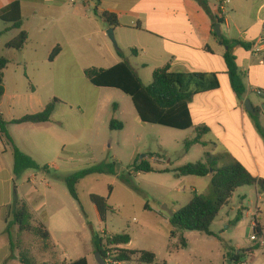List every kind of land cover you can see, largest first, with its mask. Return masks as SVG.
<instances>
[{
  "label": "crops",
  "instance_id": "crops-1",
  "mask_svg": "<svg viewBox=\"0 0 264 264\" xmlns=\"http://www.w3.org/2000/svg\"><path fill=\"white\" fill-rule=\"evenodd\" d=\"M207 1L211 14L205 12L197 0H95L88 9L81 3L69 0H0V10L20 2L23 17L21 29H12L11 24L0 20V31L4 33L0 35V57H6L10 61L4 72L5 95L0 104V119L12 122L42 112L58 97L57 90L60 84L72 83L71 73L77 72L85 76V70L88 69L85 66L87 60L95 59L100 63L97 65L100 69H108L125 59L146 86L152 83L154 71L168 64L175 73H214L218 74L220 88L195 96L189 105L194 125L192 129L196 130L198 127L210 129L202 140L208 145H198L212 155L228 153L251 174L264 178V162H259L254 150V146L257 145V151L260 149L264 161V143L263 141L261 143L260 135L251 124L245 109L246 101L256 109L259 105L255 102L263 104L264 98V28H259L256 33L252 31L255 25L252 12L260 1L233 0L228 8L227 19L221 26L225 38L242 40L250 45L248 49L241 45L234 48L236 63L244 75L246 85V93L242 99L230 88L226 75L224 55L227 49L216 36L214 37L215 26L212 16L218 15L221 0ZM262 7L263 5L259 12ZM103 12L113 13L118 18L119 25L114 29L120 49L113 48L110 44L106 34L111 27L100 18ZM229 12L237 17L233 26L235 34L240 35L238 38L232 34L233 19ZM261 22L258 19V24ZM21 31H25L29 36L25 47L21 51L7 49V43L15 39ZM57 46L61 47V52L51 62L48 57ZM119 53L125 58L122 59ZM143 77L146 78V83ZM258 92H262L263 95H258ZM255 96L260 97L262 101L260 98L257 100ZM194 102L198 103L197 120L192 109ZM63 105L66 104L62 101L56 107L49 124L10 125L7 132L15 145L38 162L40 161L35 158L37 156L52 159L61 156L58 119L63 112L61 111ZM260 122L264 127V114L260 116ZM27 133L34 134L28 142L24 138ZM41 133L48 135L45 138L38 137ZM236 144L242 145L253 164L254 171L231 151L230 146ZM223 145L228 151L221 150ZM25 148L29 151H25ZM12 156L11 146L4 136H0V185L2 189L4 185L6 186L5 200L0 203V225L4 227L0 231V236L3 237L0 264H5L10 256V241L5 232L7 225L10 226V230L12 226L15 227L13 222L10 224L13 219L10 215V206L15 196L19 198V193L24 190L17 186L14 192L11 188V182L17 179L14 176ZM151 166L157 171L167 169ZM207 179L211 181L210 177ZM193 184V191L200 194L197 183ZM34 193L24 194L28 208L34 213L33 222L35 225H45L43 221L46 218L48 226H45L49 230L50 239L56 240L50 226L46 198L43 197V200L31 208L33 202L31 197ZM3 208L7 209L5 214L1 212ZM254 218L255 223L260 224L258 212ZM125 248L128 249V246ZM45 259L47 261L43 263L54 264L52 258ZM64 263L68 264L62 262Z\"/></svg>",
  "mask_w": 264,
  "mask_h": 264
},
{
  "label": "rangeland",
  "instance_id": "rangeland-1",
  "mask_svg": "<svg viewBox=\"0 0 264 264\" xmlns=\"http://www.w3.org/2000/svg\"><path fill=\"white\" fill-rule=\"evenodd\" d=\"M259 1L252 12V19L255 21L252 31L255 33L259 28H264V0ZM229 13L233 19L232 34L238 38L240 35L235 34L233 26L237 17L234 13ZM258 19L262 21L261 24H258ZM115 39L117 49H120L116 35ZM110 44L116 48L111 41ZM99 64L92 59L87 60L85 66L88 69L99 68ZM71 76L72 83H62L57 90V98L66 104L61 107L63 112L58 119L61 156L54 159L47 157L50 160L35 157L40 162L35 161L42 167L47 166L48 170H27L11 182L14 192L17 186L24 189L19 193L20 199L24 200L25 193L30 195L35 192L31 197V208L43 200V197L46 198L50 226L56 240L50 239L46 242L33 233L20 235L18 228L12 226L11 235L14 242L20 240V248L12 250L10 247V256L5 264H22L19 256L21 251L26 250L39 264L47 261L45 258H52L54 264H62L84 257L89 264H98L92 233L101 234L104 231L108 235H129L132 241L128 249L154 253V264H229L227 261L232 250H252L256 245L261 248L254 256L247 255L246 259L249 264H264V234L260 236L253 229L256 224L254 216L258 212L260 227L264 231V194H259L257 188L251 186L237 189L229 205L221 211L211 227L214 235L186 231L183 236L187 239L188 246L181 248L179 239L171 237V216L163 208L166 206L173 211L187 205L195 193L192 189L193 183H197L201 195L214 199L209 179L179 176L174 172L187 164L204 161L205 154L209 153L199 145L186 149V141L197 136L196 130L182 131L143 123L128 95L117 89L94 87L81 73H71ZM143 79L145 82L146 78ZM255 98L259 100L260 97ZM255 103L261 109L264 98L263 104ZM197 108L198 103L194 102L192 109L195 111L196 120ZM261 113L264 114L263 111ZM248 116L251 124L255 126V120L250 113ZM113 119L123 123L124 129L112 131L110 122ZM47 135L41 133L38 137L45 138ZM32 136L34 134L27 133L24 138L28 142ZM262 141L261 139V143ZM230 149L254 171L253 164L241 144L230 146ZM221 150L228 151L224 145ZM254 150L259 162H264L262 152L260 149L257 151V145ZM25 151H29L28 148ZM227 155L233 158L232 155ZM144 158L151 165L167 168L170 172L132 171L134 165ZM103 162H116L117 175H91L85 178L77 186L79 201L75 200L63 177ZM124 176L130 179V183L123 180ZM5 188L4 185L3 190L0 185V203L5 200ZM91 195L108 199L110 209L106 222L100 221L91 202ZM240 211L243 218L237 225H233ZM1 212L5 214L7 209L3 208ZM12 222L13 219L10 224ZM43 222L48 226L46 218ZM1 229H4L3 225H0V231ZM252 236H257V241H252ZM2 244L3 237L0 236V246Z\"/></svg>",
  "mask_w": 264,
  "mask_h": 264
},
{
  "label": "trees",
  "instance_id": "trees-1",
  "mask_svg": "<svg viewBox=\"0 0 264 264\" xmlns=\"http://www.w3.org/2000/svg\"><path fill=\"white\" fill-rule=\"evenodd\" d=\"M200 5L205 9V12L211 14L208 8L207 0H197ZM100 18L111 28H116L119 25L118 18L115 14L103 12ZM214 26L224 24V21L217 16H212ZM0 20L11 24L12 29H21L23 27V17L21 14L20 2L13 3L0 10ZM4 33L0 31L2 36ZM217 36L214 33V37ZM29 41V36L25 31L21 33L12 41L7 43L6 48L14 51H21ZM221 43L227 47L224 55V62L226 64V75L228 76L230 85L238 98L242 99L246 93V85L244 82V75L240 72L237 62V57L234 53V48L241 45L245 49L249 48V44L244 43L242 40H229L221 36ZM61 47L57 46L51 53V62L60 54ZM119 56L124 59L125 56L119 53ZM10 61L6 57H0V104L5 95L4 86V72L7 69ZM85 76L90 84L100 87L117 89L128 95L134 105L139 119L143 123L160 125L177 130H190L193 128V120L189 105L193 98L199 94L218 90L220 82L218 74L214 73H175L171 70L168 64L165 67L158 68L154 71L152 76V83L148 86L137 75L132 66L125 61L108 68H89L85 70ZM62 101L55 98L49 103L45 109L37 114L25 116L19 120L7 122L0 119V136H4L7 143L11 146L14 157V176L19 178L27 170L47 171L48 167H41L33 158L22 152L10 137L8 127L10 125L18 124H45L51 122L55 113L56 107ZM262 110L256 108L254 114H250L255 120V128L264 141V127L260 122ZM110 129L112 131H120L124 129L123 123L113 119L110 122ZM210 132L207 127L196 128L197 136L193 140H187L185 145L186 149H190L194 145L201 144L207 146L208 143L203 142V136ZM135 173H169L170 170L157 171L152 168L151 163L147 160L137 162L133 170ZM176 172L179 176H194L199 178H211V190L214 199H208L197 191L194 193L192 199L187 205L176 210L174 216L170 217L172 225V238L179 239V245L185 249L188 246L187 239L184 232L195 231L204 233L208 236H213L211 230L215 220L219 217L221 211L229 205L236 190L245 186L257 188L259 194H264V178L256 177L251 174L240 162L231 158L229 155H212L211 153L205 154L204 161H198L193 164H187L177 168ZM91 175H117L116 162H103L92 167L82 169L72 174L63 177L69 193L71 196L79 201L77 186L85 178ZM126 183H130V179L126 176L123 177ZM112 192V188H110ZM91 202L96 207L101 222H106L107 214L109 212L108 199L91 195ZM25 200L19 199L15 196L12 205L10 206V215L13 218V225L18 227L20 235L24 233H33L40 237L42 240L49 242L50 233L44 224L35 225L33 222V215L28 208ZM243 218L242 211L234 220L233 225H237ZM10 226H7L6 233L9 236L11 249L20 248L18 245L20 240L14 242L10 232ZM254 232L263 236V229L260 224L256 222ZM92 243L94 253H100L103 259L107 260L108 254L116 264H154L156 262V255L148 251L130 250L125 248L131 243V237L127 234L108 235L106 231L101 234L92 233ZM260 245H256L252 250H232L228 263L238 264V261L247 260V255H254L259 250ZM19 260L22 264H39L36 260L26 251H21ZM248 261V260H247ZM49 264V263H42ZM66 264V263H64ZM68 264H89L88 259L80 258Z\"/></svg>",
  "mask_w": 264,
  "mask_h": 264
},
{
  "label": "built area",
  "instance_id": "built-area-1",
  "mask_svg": "<svg viewBox=\"0 0 264 264\" xmlns=\"http://www.w3.org/2000/svg\"><path fill=\"white\" fill-rule=\"evenodd\" d=\"M71 2H74V3H81L83 4L86 9L90 8L91 7V4L95 1V0H69ZM233 0H221L220 2V5H219V11L218 12V18L222 19L225 23L226 19H227V15H228V8H229V5L232 3ZM258 95L262 96L263 93L262 92H258ZM256 226V225H255ZM254 226V227H255ZM253 227V229H254ZM257 236H252L250 237L252 241H257ZM112 257H110V254H108V258L106 261L107 264H116L114 262L113 259H111ZM239 263L238 264H249L247 260H241V261H238Z\"/></svg>",
  "mask_w": 264,
  "mask_h": 264
},
{
  "label": "water",
  "instance_id": "water-1",
  "mask_svg": "<svg viewBox=\"0 0 264 264\" xmlns=\"http://www.w3.org/2000/svg\"><path fill=\"white\" fill-rule=\"evenodd\" d=\"M215 33L217 35L216 37L218 38V41L221 43L222 31H221V25L220 24H217L215 26ZM114 34H115V29L114 28H109V30L107 31L106 35L108 36L109 40L114 44V46L117 48V42H116ZM226 49H228V48L226 47ZM245 109L250 114H254V112H255V109L253 108V106L251 105V103L249 101H246ZM261 110L264 113V105L262 106ZM163 209L165 211H167L170 214L171 217L174 216V212L170 211L169 209H167L166 206ZM95 259H96V262L98 264H107L105 259H103L102 255L100 253H96L95 254Z\"/></svg>",
  "mask_w": 264,
  "mask_h": 264
}]
</instances>
